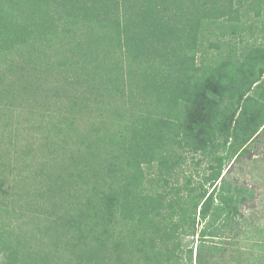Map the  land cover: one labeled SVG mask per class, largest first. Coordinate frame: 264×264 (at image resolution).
Here are the masks:
<instances>
[{
  "label": "trees",
  "instance_id": "obj_1",
  "mask_svg": "<svg viewBox=\"0 0 264 264\" xmlns=\"http://www.w3.org/2000/svg\"><path fill=\"white\" fill-rule=\"evenodd\" d=\"M247 1L0 0V264H178L196 220L201 241L241 227L253 195L223 166L264 136V21L241 19L263 5ZM187 153L209 163L197 186L177 180Z\"/></svg>",
  "mask_w": 264,
  "mask_h": 264
},
{
  "label": "rangeland",
  "instance_id": "obj_2",
  "mask_svg": "<svg viewBox=\"0 0 264 264\" xmlns=\"http://www.w3.org/2000/svg\"><path fill=\"white\" fill-rule=\"evenodd\" d=\"M249 2H251V0L247 1L248 6ZM261 3V5H263L261 7L262 13H264V0H262ZM263 18L264 15H262L261 18H258L255 17V13L253 10H249L248 14L241 19L247 25L256 22V24L259 26L260 24L257 22L259 21L261 23L262 21H264ZM262 28L264 27L262 26ZM261 36L262 35H259V33L257 32L254 33L253 36L255 38L244 34L243 40L244 42H249V44H252V41L255 39L257 42L256 44H258L262 42ZM209 39L210 41L214 40L213 37H209ZM207 44L208 42L204 43L203 49L206 48V51H208L207 55L210 56L214 54L216 50L214 48L208 49ZM10 68H12V66ZM2 78H5V76L3 75ZM23 80L19 78L17 83L9 85L11 87L14 86L13 91L18 94V97L19 95L20 97L22 96L23 99L21 100L29 98L27 96V92L30 90V86L29 88L25 87L24 89L25 85L24 83H22L24 82ZM19 102L20 101H18V103ZM47 103L50 105V107H54V100H52V98L49 99ZM28 109L29 108L26 105H23V107L18 108L13 112L14 116L20 117L19 119L23 121V118L28 113ZM0 111H2L3 113L5 112V117H0L2 119L0 121L1 124L3 120L7 118V112L10 111L9 108H5V106H1ZM99 119L102 118H95V120ZM87 125H89V122L83 119L80 120L77 126L81 131L85 130L87 128ZM21 131L25 132V134L27 133V130L25 129ZM22 135L23 134L20 135L21 138L23 137V140L21 141L25 142L26 138L24 135ZM33 140V147L37 148L40 144V138L36 137V139ZM72 148L75 149L74 147ZM42 161L43 160H39L38 164H42ZM199 161L201 162L198 164ZM208 164L209 163L207 159L202 158L200 154H185L184 162L181 163V165H179V167L177 168L178 183L183 184L186 180V177L191 176L193 182L190 186H197L202 181L203 175H207L210 173L207 169ZM24 175L27 174L25 173ZM13 176L15 180L17 177L16 175ZM222 176L228 184L248 189L253 195L251 198L248 197L247 200L240 205L239 211L242 217L239 218V224L241 227H239L237 230H234V232H232L231 234L227 235V238L217 239V237H209L207 238V240L201 241L198 235V230L202 227L203 224L196 220L197 223L195 224V232L193 234L187 232L182 236H179L181 250L178 251L177 254L179 255V257H181V259L179 258L178 264H190L188 261V257H190V250H192V264H197V262L195 261V257L198 245H203L202 247L204 249L205 247L217 248V250L213 254H208L207 252L204 253V259H208V264H264V136H259L258 138H256L255 142H253L252 146H250L249 151L246 155L229 162L225 161ZM12 179L13 177L9 179V184H16L18 179L16 180V182H14ZM169 189L170 188L168 187V190ZM196 218L198 219L197 216ZM125 244L126 242L124 241L123 246H121L122 249ZM52 246H54V244H52ZM123 253H126L124 249L121 254L124 255ZM125 257L126 256L124 255V258ZM2 260H4V257L0 255V263ZM126 260L127 259H125V261Z\"/></svg>",
  "mask_w": 264,
  "mask_h": 264
}]
</instances>
